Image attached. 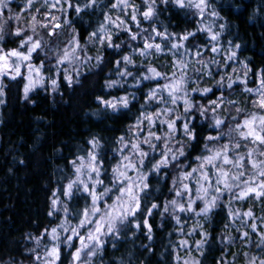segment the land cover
<instances>
[{
  "label": "trees",
  "instance_id": "trees-1",
  "mask_svg": "<svg viewBox=\"0 0 264 264\" xmlns=\"http://www.w3.org/2000/svg\"><path fill=\"white\" fill-rule=\"evenodd\" d=\"M25 1L9 2L12 13L4 21L2 46L10 47L17 39L13 30H8L12 25L27 31L40 43L37 57L42 61V74L57 84L55 88L47 85V77L26 98L22 77L0 83V264H36L33 253L40 251L52 228L57 229L60 242L63 216L57 210L67 209L70 228L78 222L90 197L74 189L68 196L64 192L74 181L76 168L92 156L99 171L97 180L102 182L96 191L111 189L104 198L111 204L126 183L123 178L118 184L113 172L124 163L121 147L132 133L145 135V131L149 142L144 139L142 151L147 155L134 168L149 183L148 189L138 192L141 210L118 223V231L102 239V247L84 264H261L264 196L249 193L239 201L236 194L241 178L237 173L231 176V189L222 190L214 186L215 173L200 170V165L207 153L224 145L231 154L237 153L233 145L243 141L235 140V126L259 110L256 96L247 89H256L264 78V0H206L202 14L194 6H177L174 0H127L130 9L126 14L121 7H113L115 0H58L54 9L35 1L22 11ZM198 2L192 0L193 5ZM149 6L154 15L146 20L143 13ZM213 12L217 15L211 17ZM207 28L219 34L216 41L201 30ZM101 30L108 32L111 40L98 45L94 39ZM157 33H164V38ZM187 33L193 35L181 40ZM146 42L160 44L161 51L154 47L146 50ZM173 43L183 47L172 48ZM64 47L75 48L72 58L78 61L69 62L76 72L71 83L62 74L61 60L53 55ZM213 47L218 50L213 52ZM124 56L131 62L124 61ZM149 67L161 76L144 79L152 76ZM229 74L233 79L245 75V84L233 82L229 87ZM181 77L182 100L177 98L176 104L168 107L163 86ZM151 90H156V95L150 100ZM120 97H127V108L112 110L100 103ZM185 97L194 105L188 112ZM213 101L219 107H214ZM158 113L168 115L165 123L140 124V118ZM215 119L223 123L217 127ZM168 121L175 122L174 132ZM184 124L189 125L192 139L185 134ZM210 136L217 139H207ZM253 147L257 149L253 156L258 153L255 164L264 167V144ZM162 159L168 160L167 166L154 170ZM194 168L197 171L192 173ZM245 170L250 171L246 164ZM187 173L192 175L184 179ZM202 173L209 175L207 181L201 179ZM199 180L205 189H215L210 191V199L218 197L207 214L201 212L204 200L192 202L191 211L187 210L188 195ZM177 191L181 195L177 196ZM53 200L57 201L55 207ZM172 200L185 211L174 207ZM98 203L103 204L102 200ZM152 204L157 207L151 209ZM249 212L251 216L246 215ZM200 241L203 243L198 244ZM57 245L56 264H70L74 240L68 247Z\"/></svg>",
  "mask_w": 264,
  "mask_h": 264
},
{
  "label": "rangeland",
  "instance_id": "rangeland-1",
  "mask_svg": "<svg viewBox=\"0 0 264 264\" xmlns=\"http://www.w3.org/2000/svg\"><path fill=\"white\" fill-rule=\"evenodd\" d=\"M10 1L11 0H5L6 6L0 8V37H1V35L3 34V32H4L5 28H6L4 21L12 13L9 10V2ZM35 1L42 2L43 4L48 6V8H50V9H54V8H56L59 5V1L58 0H31V3H29V0H26L25 2H23L21 4V7H23V8H21V9H23L22 11L26 10L30 6V4H33ZM114 4L117 5L116 6L117 9L119 7L122 8L123 14H126L127 11L130 9V8H127V6H128L127 5V0H115ZM147 10H148V8L145 9V11H147ZM211 17H214V16L212 15ZM8 30L10 32H12V30H13V33H11V34L15 35L16 31L18 30V27H13V25H12L11 27L8 28ZM19 30H20V35L19 36L15 35V36H17V39L15 41H13L12 43H10V44H14V45H10V47L2 46V43H1L2 38H0V50H2V51H0V54L6 53V52H9V51H12V50H17V51H20V52H22L24 54H28V48L31 46V44H26V45L22 46V42L26 41L27 37H29V36L32 37V43H36V40L27 31H22V29H19ZM50 33H51V31H50ZM50 33H48V34L51 35ZM107 37H109L108 32L101 30L99 32L98 36L95 37L94 42H96L98 45H101L103 42H105L107 40ZM38 50H39V48H37L34 52L31 53V58L28 61H18L14 57L10 58L8 60L9 67H8V69L5 70L8 74L7 75H0V83H1V81L3 79H6V78L7 79H11V76L14 75V72L12 71L13 66L15 64H19L21 75L17 76V77H22L25 80V83L28 82L25 79V77H28V76L31 75V77L33 79L42 78V82H43V80L45 78L48 77L46 83H47V85H51L52 84L51 83L52 79H50L51 77L50 76H45L41 72L42 61H41V59L39 57H37L38 55H40ZM59 50H60L59 52L54 51L53 55H54L55 59H58V62H59V60H61V63L63 64L62 67H61L62 74L64 76L67 75V76L71 77V75H73L76 72L73 69V67L69 66V62H71V61H73L74 63L78 62V61H75L72 58V56L75 55V53H73L75 48L73 49V51H72V49L68 50V48H65V47L62 48V49H59ZM84 52H85L84 53V56H85L86 55V51H84ZM65 53L68 54L67 55V59L64 58ZM29 65H31L32 69H33V71L31 73L29 71ZM35 69H39V74L38 75H37V72L35 71ZM54 74H55V71H54ZM245 80H246V76L245 75H241V76L237 75L233 79L232 78V74H229L228 83L232 84L233 82H237V83L245 84ZM41 83L36 85L31 91L35 90L36 88L41 87L42 86ZM261 91L262 90H261L260 85H258L256 89H253L251 91V93H253V95L256 96V101H257L256 104H257V107L259 109L257 112H253L252 113V115L256 117V119L253 120V122H252V127L255 129V131H257L261 135H264V131H261V125H260V121H259V118L264 116V109L260 108L259 104H258V101L261 99ZM165 96H166L165 97L166 106L170 107L171 105H175L176 104V103H173V97L169 96L167 90H165ZM1 98H2V96H0V100H1ZM177 98L182 100V98L180 97V93L179 92L177 93ZM165 113L168 114V112H165ZM166 114H161V113H158V115L157 114H152L151 115L152 116L151 122H149L146 119V117L150 116V115H145L144 117L140 118V121H141L140 124H142V122H143V123H146L147 125H150V124H152V122H156L157 124L160 125V124L166 122L165 119L168 116ZM253 116L249 117L248 120H251ZM244 121L245 120L241 121V123H239V124H237L235 126V135H236L235 140H237V141L240 140V142L243 141V143H244V144L242 143V145H241V143L238 142L239 146H235V144L233 145V148H234L233 151H235L237 153H232L231 154L230 153V149H229L228 146H227L226 152H225V148L224 147H221L217 151H215V150L211 151L209 154L207 153L206 156H212L218 151L221 152L222 155H221V157H218L216 160H214L211 164H207L204 161L203 162L204 167H203V169H200V170H203L205 172L210 169L213 173H215V177H214L215 178V185L214 186H219L222 190L225 189L224 188V184L223 183L217 184V176H218L219 171L223 170L224 172L228 173L227 182L231 185V187L233 186V181L231 180V176L234 173L235 174L237 173L238 174V178L239 179L241 178L240 179V184H239L240 185L239 186V192L236 194L237 195V200H239V201L243 200L246 197L245 196L243 198H239L240 197V193L242 191H245L246 187H254V188H257V190H259V185L264 183V176L260 175V172L264 171V167L261 166L260 164L259 165L255 164V162H256L255 158H256L258 153L256 154V156H253V153L255 154L257 152V149H256V151H254L255 147H253V144L257 147V144H260V142L255 140L252 136L247 135L248 128L243 126ZM238 125H240L241 127L238 128ZM138 126L140 128V125H138ZM139 130H141V129H139ZM145 132H146V134L148 133L147 131H145ZM242 133H244V135H242ZM146 134L145 135H139L138 132L132 133V138L127 140L121 147V151L123 152L122 161H124V163H123L122 167L119 170L125 172L126 176L129 178V179L126 180V183H124L121 187H125L128 183H136V184H138L139 183L138 177L143 176V175H141L140 172H137V171L134 170L135 164L142 157L139 155V152L137 150L132 148V145L133 144H137L139 150L142 151V147H143V144H144V139H146ZM245 142H248L250 144H246ZM249 146H251L250 149L247 148ZM225 154L228 156L229 160L232 161L231 163L225 164L223 162V155H225ZM125 157H127V159H125ZM128 164H132L133 167H125ZM245 164L247 166V169L249 168L250 171L245 170ZM89 165H92V166H94L97 169V166H96V164L94 163V161L92 159H88V161L82 163L79 166L81 171L79 173L75 174V179L73 181V182H75L74 185H73V189L75 191H73V192H75V193L76 192H78V193H81V192L86 193L83 190L84 186H88L90 189L93 186H95V190L97 189L98 184H95V181H97L98 178H97V175H96L95 172L90 171ZM253 165H255V167H253ZM78 177H79V179H77ZM123 178L124 177H120L119 179H116L118 184L121 183V180ZM196 184H197V186H196L195 189L192 190V194L188 195L189 202L190 201L191 202H195V201H200V200H204V202L205 201H211L212 199H210V191H213L215 189H208L207 188V191L205 192V191L201 190V189H205L203 187L202 180L196 181ZM138 192H137V194H138ZM98 193H100V192H98ZM86 194H88V193H86ZM118 195H119V193H118ZM117 196L113 199L111 204H106L104 202L105 196L101 199L102 202H103L102 205H99V203L97 202V206L101 209V213H100L101 215L105 211H107L109 209V206H111L114 201H116ZM89 197H90V195H89ZM91 207H92V201H91V197H90L89 207L87 209L91 210ZM57 212L61 213L62 216H63V218L60 219V222H61L62 226H61V228H59V230H60L59 234L62 237V240L60 242H58V240L57 241H53L52 238H51V235L49 234L48 237H47L46 242L42 244V248L40 249V251L39 250L35 251V252H34V250L30 251V252H34L33 253L34 254L33 255V261L36 264H45L44 258H45L46 249L50 250L54 245H57L58 243H60L59 246L65 245L66 247H68L70 245V242L67 240V237L68 236H72L73 234H72L71 229L76 228L78 235L77 236H73V239L71 241V242H73V240H74L75 248L73 249V251L71 253V256H70V264H84V263H86L87 260L92 256V255H89V251H90L89 248H86V249L83 250V252L80 254L79 260H74L73 259V254L76 252V250L78 248L81 247L79 236L87 237L88 232L90 230H94L95 221L100 219V215L91 216V220L93 221V223L85 225L84 227H80V220L83 219V212H82V217L78 220V222L76 224L73 225L72 228H70L69 224H68V220L69 219L66 217V215H68V214L65 213L67 211H58L57 210ZM65 229H67V230H65ZM105 231H106V229H105ZM112 234H114V233L103 235L101 237V239H104L105 237H108V236H110ZM85 242H87V241H85ZM38 256L40 257V259H37Z\"/></svg>",
  "mask_w": 264,
  "mask_h": 264
},
{
  "label": "snow or ice",
  "instance_id": "snow-or-ice-1",
  "mask_svg": "<svg viewBox=\"0 0 264 264\" xmlns=\"http://www.w3.org/2000/svg\"><path fill=\"white\" fill-rule=\"evenodd\" d=\"M147 2V0H146ZM165 3H167V0H164ZM29 3H31V0H29ZM174 3L177 4V6L183 8L186 6H194L196 9L199 10V12L202 14L205 10V8L207 7L206 5V0H199L198 3H195L193 5L192 0H188V3H185V0H174ZM6 6V2L5 0H0V8L5 7ZM117 5H113V7H116ZM77 12L80 11L79 8L76 9ZM154 15V9L149 6L148 10L145 11L143 13L144 19H150L152 16ZM213 16L217 15L215 12L212 13ZM17 19H19V17H17ZM106 19H108L106 17ZM132 19L135 20L136 16L133 15ZM55 27H59V25H55ZM223 28V25L221 26ZM203 31H207L209 33L210 39L212 41H216L218 39V33H213L211 31V28H207V29H201ZM153 31H155V29H153ZM15 35L19 36L20 35V30L18 29L15 33ZM157 35L161 36L162 38H164V33H157ZM193 35V33H187L185 35H183L180 39L181 40H187L189 36ZM2 38V37H0ZM133 40L136 39V36H132L131 37ZM107 39L110 41L111 37H107ZM26 44H31V46L28 48V54H24L20 51L17 50H12L3 54H0V75H7L8 73L5 71L6 69H8L9 64H8V60L10 58H16V60L18 61H28L31 58V53L34 52L37 48L40 47V43L36 42V43H32V37L29 36L27 37V40L22 42V46L26 45ZM109 46H111V44H109ZM118 47V46H117ZM155 48V50L157 52L161 51V45L160 44H150V43H145L144 44V48L145 49H151V48ZM172 48H178V47H183L182 44H177V43H173L171 45ZM237 47H239L237 45ZM218 49L213 47L212 51L216 52ZM2 51V50H0ZM143 54V52L141 53ZM67 53H65L64 58L67 59ZM197 55L199 56L200 53H197ZM232 56H235V53H232ZM232 57L230 56L229 59H231ZM124 61L126 62H131L130 58L128 56H124L123 57ZM97 60H100V57L97 56ZM201 63H203V61H201ZM181 65L183 66V63L181 62ZM12 71L14 72V75L11 76V79H16L17 76L21 75L20 72V66L19 64H15L12 68ZM29 71L30 73L33 71L32 66L29 65ZM35 71L37 72V75L39 74V69H35ZM148 72L152 74L151 77L149 76H145L144 79H152L155 77H160L161 73L158 72L155 68L149 67L148 68ZM125 73H121V75H124ZM262 77H264V74H262ZM25 79L28 81L27 83L24 84V95L27 98L28 93L38 84H40L42 82V78L40 79H33L30 76L25 77ZM65 80H68L69 83H71V78L67 75H65ZM53 87L55 88L57 81L56 80H52L51 81ZM114 83V82H113ZM183 84H184V80L183 77H181L179 80H174L171 83L165 84L163 86V88L165 90L168 91L169 96L173 97V103H175V99L177 98L175 96V93H178L182 90L183 88ZM108 87L112 86V83H109L107 85ZM229 87H232V84L230 83L228 85ZM261 99L258 101L259 107L264 109V78L261 79ZM192 91H202V93H208L211 91V89L209 88H203L202 90L197 89V88H193ZM247 91L251 92L252 89H247ZM3 95V91L0 90V96ZM156 95V90H151L148 93V98L151 100L154 96ZM99 99V98H98ZM3 101L0 100V103H2ZM101 104H104L106 107L112 109V110H116L118 106H123L125 108L128 107V100L127 97H120L118 101H105V100H100ZM214 107H219V104L215 101L212 102ZM193 102H191L187 97L184 98V108H185V112L190 111L193 108ZM237 111H239V109H237ZM158 115V114H157ZM146 119L151 122L152 120V116H147ZM177 119H179V117H177ZM256 117L253 116L251 120L246 119L244 121L243 126L248 128V132L247 135L252 136L255 140L259 141L261 144H264V135H261L260 133H258L257 131H255V129L252 127V122L253 120H255ZM260 121V125H261V131H264V116L259 118ZM223 123V121H221L220 119H215V125L217 127H219L221 124ZM168 128L171 131H175L176 130V124L174 121H168L167 122ZM241 127L240 125H238V128ZM183 129L185 134L189 137V139H192V132L189 129V125L188 124H184L183 125ZM150 136H153L154 133H149ZM242 135H244V133H242ZM123 139V138H121ZM156 139H160L159 137H156ZM207 139L209 140H215L217 139V137H208ZM148 139H145V143H148ZM95 146L96 142L93 141L92 142ZM132 148L137 150L139 152V155L141 157H144L147 155V153L140 151L138 148L137 144H133ZM225 148V152L227 150V145L224 146ZM179 155L183 156L184 152L183 150L179 151ZM221 152H216L214 155L212 156H206L203 157V160L205 161V163L207 164H211L214 160H216L218 157H221ZM173 159H176L175 156L172 157ZM92 160H95V157L92 156L91 157ZM125 159H127V157H125ZM223 162L225 164L231 163L232 161L229 160L228 156L225 154L223 155ZM141 163H143V160H141ZM238 163V162H237ZM168 164V160L167 159H162L161 161H159L158 163H156L153 167L154 170L160 168L162 165L163 166H167ZM125 167H133L132 164H128ZM204 164L200 165V168L203 169ZM253 167H255V165H253ZM90 171L95 172L97 176H99V171L92 165H89ZM81 171V169L79 167L76 168V172L79 173ZM197 169H192V173L196 172ZM116 179H119L120 177H124L125 180L129 179L125 172L120 171L119 169H114L113 170ZM192 173H187L184 176V179H187L189 176L192 175ZM261 176H264V171L260 172ZM227 177H228V173L224 172L223 170L219 171L218 176H217V184L223 183L224 184V188L225 189H231V185L227 182ZM79 179V177L77 178ZM201 179L204 181H207L209 179V175L207 173H202L201 175ZM233 180L237 179V177H232ZM139 183H128L125 187H120L119 188V195L117 196L116 201L113 202V204L111 206H109V209L107 211H105L102 215L101 213V209L97 206V202L99 200H101L104 196H106L111 189L106 188L104 190L103 193H98L95 190V186H93L91 189L88 186H84V192L88 193L91 197V201H92V207L91 210L89 209H85L83 211V219L80 220V227H84L85 225L91 224L93 223V221L91 220V216L93 215H100V219L95 221V228L94 230H90L88 232L87 237L84 236H79L80 239V243H81V247L78 248L76 250V252L73 254V259L74 260H79L80 258V254L83 252L84 249L89 248V255H94L95 254V250L99 249L102 247L103 245V241L101 239V237L103 235L106 234H110V233H114L116 231H118V227L117 224H123L127 218L129 216H135L137 212H139L141 210V202H140V197L137 194V192H143L144 190L148 189L149 187V183L146 182L147 178L144 176H140L138 177ZM75 182L69 183L65 189L64 194L66 196L71 195V191L73 189V185ZM102 183L101 181L97 180L95 181V184H99ZM184 189L187 190L188 189V185L184 184ZM202 191H207V189H201ZM217 192L220 191V188L216 189ZM249 193H254L257 197L259 196H264V183L259 185V190H257V188L254 187H246L245 191H242L240 193V197L239 198H243L245 196H247ZM177 196L181 195V193L179 191H177L176 193ZM218 197H213V199L211 201H205V206L204 208L201 209V212L204 214H207L211 208L215 207V201ZM53 206L55 207V205L57 204L56 200H53ZM174 207H178L180 211H185V208L183 205H178L176 200H172L170 202ZM157 207L156 204H152L151 205V209H155ZM151 209L148 210V213L151 214ZM192 209V202L190 201L188 206H187V210L191 211ZM67 211V209L65 210ZM165 211H167V208H165ZM52 213L50 212L49 215H51ZM246 215L251 216V213H246ZM145 226H147V221H145ZM106 229V231H105ZM67 230V229H65ZM253 230H255V225H253ZM72 231V236H68L67 240L69 242L72 241L73 236H77V229L73 228L71 229ZM149 231H151V229L149 228ZM51 238L53 241H57L59 239V237L57 236V229L56 228H52L51 229ZM245 236L247 235V233L244 234ZM87 241V242H85ZM39 243V241H38ZM181 243H186L184 241H182ZM203 241L198 242V244H202ZM37 259H40V257L38 256ZM59 260V247L58 245H54L50 250L46 249L45 251V258H44V262L45 264H56V261ZM194 264H198V262H194ZM261 264H264V261L261 262Z\"/></svg>",
  "mask_w": 264,
  "mask_h": 264
},
{
  "label": "water",
  "instance_id": "water-1",
  "mask_svg": "<svg viewBox=\"0 0 264 264\" xmlns=\"http://www.w3.org/2000/svg\"><path fill=\"white\" fill-rule=\"evenodd\" d=\"M55 29H57V27H55Z\"/></svg>",
  "mask_w": 264,
  "mask_h": 264
}]
</instances>
